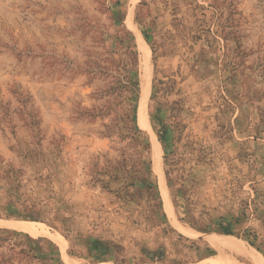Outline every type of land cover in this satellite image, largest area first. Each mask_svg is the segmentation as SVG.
Segmentation results:
<instances>
[{"label":"rangeland","instance_id":"obj_1","mask_svg":"<svg viewBox=\"0 0 264 264\" xmlns=\"http://www.w3.org/2000/svg\"><path fill=\"white\" fill-rule=\"evenodd\" d=\"M218 239L264 261V0H0V264Z\"/></svg>","mask_w":264,"mask_h":264},{"label":"bare ground","instance_id":"obj_2","mask_svg":"<svg viewBox=\"0 0 264 264\" xmlns=\"http://www.w3.org/2000/svg\"><path fill=\"white\" fill-rule=\"evenodd\" d=\"M146 54V53H145ZM143 55L142 63L146 65V72L148 70L147 67V58L146 55ZM160 174V171L158 172ZM161 175V174H160ZM18 228L25 229L28 232L31 233H42L43 229L37 227L33 223H24L21 224V226H18ZM185 230V229H184ZM186 233H189L188 230H185ZM220 245H222L225 249L229 250L233 254L237 255L244 261L248 262L249 264H264V261L255 253L252 251L248 250L238 242L231 240V239H218L217 240ZM202 264H240L237 262L235 259L228 258V257H219V258H214L210 259L209 261L202 263Z\"/></svg>","mask_w":264,"mask_h":264},{"label":"trees","instance_id":"obj_3","mask_svg":"<svg viewBox=\"0 0 264 264\" xmlns=\"http://www.w3.org/2000/svg\"><path fill=\"white\" fill-rule=\"evenodd\" d=\"M133 129H134V131H136V130H137V129H136V128H134V127H133ZM130 130H131V129H130Z\"/></svg>","mask_w":264,"mask_h":264}]
</instances>
